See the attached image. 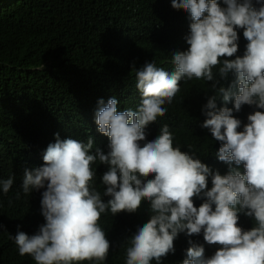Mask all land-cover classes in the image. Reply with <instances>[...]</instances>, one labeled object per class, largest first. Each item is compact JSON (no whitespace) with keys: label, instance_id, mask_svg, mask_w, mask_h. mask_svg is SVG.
I'll return each instance as SVG.
<instances>
[{"label":"clouds","instance_id":"obj_1","mask_svg":"<svg viewBox=\"0 0 264 264\" xmlns=\"http://www.w3.org/2000/svg\"><path fill=\"white\" fill-rule=\"evenodd\" d=\"M223 3L226 7L217 0H172L174 9L189 14L190 32L184 38L189 47L173 54L171 71L146 63L135 72L140 95L135 110L118 112L115 97L106 104L98 101L96 124L109 138L107 153L96 148L89 154L91 138L82 143L57 136L43 154V166L25 169L15 198L45 189L40 200L45 222L31 236L18 231L10 237L20 256L28 255L35 264L105 261L110 244L98 223L101 214L134 213L148 201L151 218L127 241L125 264H160L174 252L173 242L181 232L189 237L202 234L207 244L220 245L205 258L204 247L189 240L182 264H264V111L249 114L238 131L241 121L233 109H217L215 103L220 96L225 104L231 100L236 112L242 105L264 110V0ZM241 29L246 50L235 56ZM213 69L221 79L231 73L234 80L227 88H217ZM182 79L213 81L216 95L203 106L202 127L221 142L216 156L227 165L224 175L195 153L174 146L167 124L146 141V126L167 113L164 105L172 104ZM96 162L107 166L101 177L103 193L93 183ZM12 186L11 176L0 180V193L6 195ZM102 195L109 199L103 201ZM193 198L203 201L199 207ZM238 213L253 219L250 230L238 226Z\"/></svg>","mask_w":264,"mask_h":264},{"label":"trees","instance_id":"obj_2","mask_svg":"<svg viewBox=\"0 0 264 264\" xmlns=\"http://www.w3.org/2000/svg\"><path fill=\"white\" fill-rule=\"evenodd\" d=\"M217 2L226 7L223 0ZM190 23L189 14L174 9L172 0H0V180L13 178L9 193H0V264H35L28 255L18 254L10 238L18 231L31 236L45 222L40 211L45 189L29 195L21 192L20 198H15L25 169L43 166V154L57 136L61 141L82 143L91 138L93 149L89 154L96 148L107 153L109 138L99 133L96 124L98 101L103 99L106 104L115 97L118 112L135 110L140 100L135 72L146 63L171 71L173 54L189 47L184 38L190 32ZM237 32L235 56H243L247 41L242 29ZM213 71L219 81L217 88H227L234 80L231 73L221 79L216 69ZM212 84L182 79L172 104L164 105L167 113L146 126V141L155 139L167 124L174 135V146L195 153L202 163L224 175L227 165L216 156L221 142L202 127L206 119L203 106L216 95ZM215 103L217 109H233V116L241 121L238 131L243 130L249 114L264 111L242 105L236 112L233 102L225 104L220 96ZM92 167L94 186L103 193L101 177L107 166L96 162ZM239 170L243 174V165ZM211 186L209 177L208 188ZM108 199L102 195L103 201ZM202 202L193 198L195 207ZM151 215L148 201H142L134 213H102L98 223L110 244L108 256L102 262L81 264H125L126 248L130 246L127 241ZM238 215L242 230L254 226L251 217ZM189 240L204 247L205 258L220 248L207 244L202 234L189 237L181 232L173 242L174 252L161 258L160 264H182Z\"/></svg>","mask_w":264,"mask_h":264}]
</instances>
